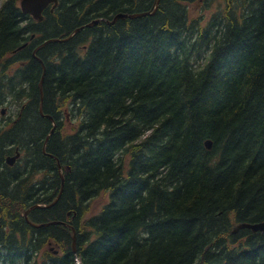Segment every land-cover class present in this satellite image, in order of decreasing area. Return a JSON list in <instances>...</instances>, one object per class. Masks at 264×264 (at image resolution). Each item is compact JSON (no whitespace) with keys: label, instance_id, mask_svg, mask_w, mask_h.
Instances as JSON below:
<instances>
[{"label":"trees","instance_id":"obj_1","mask_svg":"<svg viewBox=\"0 0 264 264\" xmlns=\"http://www.w3.org/2000/svg\"><path fill=\"white\" fill-rule=\"evenodd\" d=\"M155 1L0 0V264H264V0Z\"/></svg>","mask_w":264,"mask_h":264},{"label":"water","instance_id":"obj_2","mask_svg":"<svg viewBox=\"0 0 264 264\" xmlns=\"http://www.w3.org/2000/svg\"><path fill=\"white\" fill-rule=\"evenodd\" d=\"M58 0H21L20 1V8L22 10V12L30 14L32 17H34L35 19L41 20L42 19V12L43 10L49 5V4H57ZM159 4V0L155 1L154 7L152 10L149 11H144V12H134V13H117L111 20H108V24H114L118 19H134V18H139V17H143L146 15H151L154 14V12L156 11L157 7ZM101 19H95L92 22H90L88 25L92 26L97 24L98 22H100ZM83 28V26L76 28L67 38L72 37L75 33H77L78 31H80ZM60 39H56V38H52L49 40L44 41L41 45H39L37 48H35V50L33 51V54H35V52L42 47L43 45H45L48 42H54V41H58ZM42 80H43V76L41 77V80L39 82V87L41 88V84H42ZM40 109H41V104H40ZM5 109L1 110V113L4 114ZM49 117V116H48ZM52 133V130L49 132V134ZM47 140V138H46ZM45 140V143H46ZM45 143L43 145V150L45 149ZM205 146L206 148H210L211 147V141L210 140H206L205 141ZM20 157V152L18 150H16L15 154L13 155H9L6 158V162L9 165H13L16 160ZM59 166V165H58ZM60 169V166H59ZM60 176L62 177V175L60 174ZM62 189V187H61ZM59 195L54 199V201L50 204L53 205L57 199H58ZM40 206L39 204H35L33 206H31L30 208H28L25 212H24V217L25 219L29 222V224H31L34 227H40V226H46V225H50V224H54V223H60V224H64L66 226H68L69 228L72 229L73 231V235H72V250L75 252V230L73 229V227L69 224H66L62 221H49V222H45V223H41V224H37L34 222L29 221L28 219V212L34 208V207H38ZM243 228H247L252 230L253 232L256 231H260V232H264V221L262 222H255V223H247V222H242L239 223L237 225L234 226L233 228V233L237 232L239 229H243ZM55 253H57V250H54Z\"/></svg>","mask_w":264,"mask_h":264},{"label":"rangeland","instance_id":"obj_3","mask_svg":"<svg viewBox=\"0 0 264 264\" xmlns=\"http://www.w3.org/2000/svg\"><path fill=\"white\" fill-rule=\"evenodd\" d=\"M20 1L21 0H18L19 5H20ZM213 9L214 8L202 10L199 2L189 5V10H190L191 16L199 15L200 13H203L204 16H208L213 11ZM2 109H5L3 115L11 114V112L7 109V106H5V107L0 106V110H2ZM107 201H108V193H106V192L99 193V195L94 197L93 200L91 201L90 211L88 212V215H94V214L98 213L99 210L102 208V206Z\"/></svg>","mask_w":264,"mask_h":264}]
</instances>
